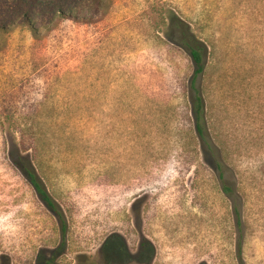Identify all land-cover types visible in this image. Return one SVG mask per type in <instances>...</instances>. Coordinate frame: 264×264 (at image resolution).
I'll use <instances>...</instances> for the list:
<instances>
[{
  "label": "rangeland",
  "instance_id": "obj_1",
  "mask_svg": "<svg viewBox=\"0 0 264 264\" xmlns=\"http://www.w3.org/2000/svg\"><path fill=\"white\" fill-rule=\"evenodd\" d=\"M102 1L92 24L35 11V38L0 0V264H264V0ZM187 28L207 48L213 156L193 133Z\"/></svg>",
  "mask_w": 264,
  "mask_h": 264
},
{
  "label": "trees",
  "instance_id": "obj_2",
  "mask_svg": "<svg viewBox=\"0 0 264 264\" xmlns=\"http://www.w3.org/2000/svg\"><path fill=\"white\" fill-rule=\"evenodd\" d=\"M19 2L17 11L19 12V19L23 25L31 32L36 38L39 35V31L35 24V19L32 16L36 11L37 14L47 12L58 18L60 21H70L81 24L95 23L93 20L95 17L104 14L108 7L102 0H17ZM79 10L87 11L86 14H79ZM95 16V17H94ZM5 26V22L2 25ZM181 27L179 23L171 18L168 24V30L170 34H178ZM0 30L5 29L0 27ZM180 46L185 49L189 55V58L194 66V73L189 80L190 90V113L193 121V133L197 140V145L201 151H205L208 154L214 155L213 141L215 137L210 133L205 116V101L202 96V91L198 88V80L200 77L205 76V60L207 56V48L197 41L190 32V29H184L180 35ZM12 164L21 173L22 177L28 182L32 190L34 191L38 200L53 214L56 218L61 235L64 237L66 233V222L62 211L55 203L54 199L48 193L42 179L37 174L34 166L30 162L29 158L19 156L12 158ZM222 165L217 164V169L222 172ZM223 176V173H221ZM220 176V177H222ZM223 190L230 192L231 188L224 184ZM235 217L237 220L240 218L239 213L235 210Z\"/></svg>",
  "mask_w": 264,
  "mask_h": 264
}]
</instances>
